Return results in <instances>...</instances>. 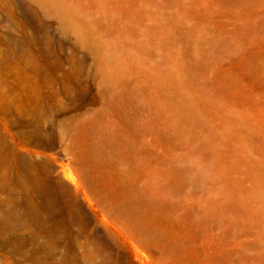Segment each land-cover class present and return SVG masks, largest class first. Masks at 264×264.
I'll list each match as a JSON object with an SVG mask.
<instances>
[{
	"label": "rangeland",
	"instance_id": "1",
	"mask_svg": "<svg viewBox=\"0 0 264 264\" xmlns=\"http://www.w3.org/2000/svg\"><path fill=\"white\" fill-rule=\"evenodd\" d=\"M117 93L198 264H264V0H0V264L193 254L144 247L74 172L71 131H117Z\"/></svg>",
	"mask_w": 264,
	"mask_h": 264
},
{
	"label": "bare ground",
	"instance_id": "2",
	"mask_svg": "<svg viewBox=\"0 0 264 264\" xmlns=\"http://www.w3.org/2000/svg\"><path fill=\"white\" fill-rule=\"evenodd\" d=\"M115 97L129 103L124 110L115 105L124 120L117 131L108 133L97 119L71 131L74 172L112 214L123 217L144 247L157 245L166 252H193L184 263L198 264L201 251L190 244L193 229L175 220L174 206L154 193L149 177L142 181L145 176L138 167L135 144L144 129L138 121L139 112L130 104L129 94L117 93ZM108 166L114 169L112 173L106 172Z\"/></svg>",
	"mask_w": 264,
	"mask_h": 264
}]
</instances>
